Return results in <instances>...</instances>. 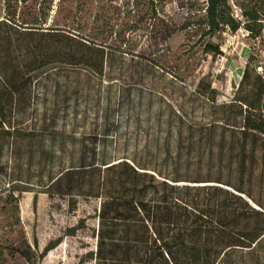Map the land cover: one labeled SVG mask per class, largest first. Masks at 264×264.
I'll return each instance as SVG.
<instances>
[{"label": "rangeland", "instance_id": "374dc122", "mask_svg": "<svg viewBox=\"0 0 264 264\" xmlns=\"http://www.w3.org/2000/svg\"><path fill=\"white\" fill-rule=\"evenodd\" d=\"M208 2H20L25 17L43 3L50 25L106 45L107 62L103 76L50 68L35 82L31 110L0 128V264H95L88 255L97 248L100 200L80 196L71 207L67 190L78 194L77 175L50 187L95 159L125 156L166 175L220 179L264 201V132L243 135L247 117L264 129V0H228L241 26L215 36L204 33ZM187 23L200 25L198 33L182 29ZM207 42L223 54L205 52ZM83 218L87 228L67 235Z\"/></svg>", "mask_w": 264, "mask_h": 264}, {"label": "trees", "instance_id": "16d2710c", "mask_svg": "<svg viewBox=\"0 0 264 264\" xmlns=\"http://www.w3.org/2000/svg\"><path fill=\"white\" fill-rule=\"evenodd\" d=\"M28 1L6 0V15L0 19L2 129L8 117L31 110L35 82L50 68L69 66L102 76L105 72L106 45L50 25L43 3L37 16L25 17L19 4ZM153 14L158 15L157 9ZM250 19L258 21L260 15L252 14ZM207 25L204 33L215 36L225 26L237 31L241 22L233 16L228 0H209ZM198 27L187 23L182 29L198 33ZM204 47L207 53L223 54L211 42ZM9 125L17 129L11 122ZM245 127V137L249 131L264 132L250 117ZM240 171L245 172V164ZM72 175L78 177L74 180L78 194L67 190L72 208L80 196L101 202L94 229L97 248L88 255L95 264H264V201L252 191L220 179H191L178 172L166 175L125 156L95 159L65 170L50 187L68 177L71 184ZM86 228L83 218L66 234ZM63 239L49 241L40 259ZM20 254L31 259V253ZM248 256L253 257L252 263L242 260Z\"/></svg>", "mask_w": 264, "mask_h": 264}]
</instances>
